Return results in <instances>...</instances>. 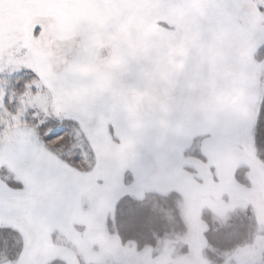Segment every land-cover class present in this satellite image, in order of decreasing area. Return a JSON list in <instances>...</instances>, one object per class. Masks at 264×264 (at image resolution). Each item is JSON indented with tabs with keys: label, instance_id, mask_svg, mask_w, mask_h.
<instances>
[{
	"label": "snow or ice",
	"instance_id": "6c2138e0",
	"mask_svg": "<svg viewBox=\"0 0 264 264\" xmlns=\"http://www.w3.org/2000/svg\"><path fill=\"white\" fill-rule=\"evenodd\" d=\"M0 264H264V0H0Z\"/></svg>",
	"mask_w": 264,
	"mask_h": 264
},
{
	"label": "rangeland",
	"instance_id": "374dc122",
	"mask_svg": "<svg viewBox=\"0 0 264 264\" xmlns=\"http://www.w3.org/2000/svg\"><path fill=\"white\" fill-rule=\"evenodd\" d=\"M213 219L215 222H218L219 224L223 225L226 218L217 216V217H214ZM165 239L166 241L170 242L169 246L174 244L177 249H179V247H182V244L185 242V238L179 234L169 235ZM164 246H165L164 243H162L160 246L161 249H163Z\"/></svg>",
	"mask_w": 264,
	"mask_h": 264
}]
</instances>
